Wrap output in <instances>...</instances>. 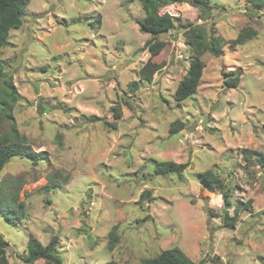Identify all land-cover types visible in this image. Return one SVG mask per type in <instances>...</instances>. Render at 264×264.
Listing matches in <instances>:
<instances>
[{"label": "rangeland", "instance_id": "374dc122", "mask_svg": "<svg viewBox=\"0 0 264 264\" xmlns=\"http://www.w3.org/2000/svg\"><path fill=\"white\" fill-rule=\"evenodd\" d=\"M161 11L175 17L174 27L151 35L136 22L138 0H28L21 25L9 30L0 59L19 94L14 124L46 156H13L0 170V234L10 264H24L29 234L42 245L56 235L62 264H139L172 246L204 264H264V173L241 155L264 154V8L209 0L204 12L185 2ZM188 23L224 44L218 56L200 55L195 92L176 101L193 56ZM242 28L256 34L230 46ZM147 60L157 71L132 90ZM223 71L239 74L235 87L223 85ZM176 119L183 126L170 134ZM159 160L188 165L181 175H158ZM205 169L230 187L229 215L238 200L251 199L234 224L222 222V194L202 185ZM48 175L59 184L45 190Z\"/></svg>", "mask_w": 264, "mask_h": 264}, {"label": "trees", "instance_id": "16d2710c", "mask_svg": "<svg viewBox=\"0 0 264 264\" xmlns=\"http://www.w3.org/2000/svg\"><path fill=\"white\" fill-rule=\"evenodd\" d=\"M143 10V17L137 19L139 29L142 32L151 35H157L168 29L174 27L175 17L167 11H161L166 5L172 3L185 2L193 7L198 8L204 12L209 7V0H138ZM247 4L255 8H264V0H246ZM28 0H0V49L6 43L8 32L11 29L17 28L22 23V16ZM256 31L252 28H242L235 37L229 39L227 42L230 46L244 43L249 38L254 36ZM184 36L186 42L190 46L193 56L190 59L188 69L181 78L174 90V98L176 101H182L196 90L198 82L201 77L202 68L204 66L200 55L206 51L214 56L221 54V47L224 44L222 38L218 35H213L210 30L207 33L205 26L198 23H188ZM157 71V65L147 60L143 66L138 69V79L130 81L128 86L132 90H136L141 81H151L152 74ZM224 79L223 85L226 87H235L239 81V74H234L231 71H223ZM0 170L13 156L26 157L29 159L45 158L44 152H35L30 148L26 142V137L19 134L12 115V109L16 103L19 94L17 93L10 77L4 71L2 61L0 59ZM112 113L115 119L121 117V110L118 105L112 106ZM92 120L98 119L97 116L92 115ZM106 125L114 128L115 123L104 121ZM7 127H3V125ZM183 123L179 120H173L169 126V133L173 134L182 128ZM241 155L247 163L255 158L256 164H259L264 173V154L255 149H242ZM187 162H174L172 160L154 161V173L158 175H165L174 173L181 175L187 168ZM199 179L203 186L210 190H218L223 197V215L222 222L225 225H232L235 222L237 213L240 210H247L251 208V199L247 201H237L234 208V214L229 215L227 209L231 207V193L230 187L226 186L223 179L214 173L211 169H205L199 174ZM58 181L55 175H48L46 184L43 186L45 190L58 186ZM148 190L141 193V196H149ZM8 210L2 211L6 220L14 223V220L9 216ZM210 216L219 217L218 213L208 211ZM116 225L108 232V248L111 249L118 239L115 231ZM58 238L53 235L47 244L42 245L40 241L32 234L26 242V255L21 257L24 264H35L37 259H43V264H62V257L59 254L57 247ZM8 242L0 234V264H10L7 258ZM105 264H118L112 260ZM139 264H204V260L194 261L178 246H172L162 249L153 257L144 258L139 261Z\"/></svg>", "mask_w": 264, "mask_h": 264}]
</instances>
